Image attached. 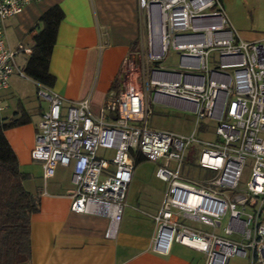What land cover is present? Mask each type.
I'll return each mask as SVG.
<instances>
[{
  "label": "built area",
  "instance_id": "2783aa9c",
  "mask_svg": "<svg viewBox=\"0 0 264 264\" xmlns=\"http://www.w3.org/2000/svg\"><path fill=\"white\" fill-rule=\"evenodd\" d=\"M39 1L0 0V93L14 74L26 78L17 57L32 53L9 47L7 22ZM139 3L145 39L124 61L119 90L97 113L91 97L66 105L60 94L40 86L38 96L49 109L37 125L31 159L44 183L58 167L71 168V210L106 213L109 239L123 219L135 155L164 160L156 171L166 190L152 216L157 232L151 250L167 255L179 243L203 253L206 264H228L234 257L264 264V41L240 35L224 0ZM172 55L178 65L165 66ZM156 106L190 111L194 130L184 135L151 129ZM4 110L0 101V115ZM206 121L215 125L212 140L198 138V127L206 134ZM194 148V167L211 175L200 182L182 173ZM248 161L251 176L241 189ZM226 219L224 234H217Z\"/></svg>",
  "mask_w": 264,
  "mask_h": 264
},
{
  "label": "crops",
  "instance_id": "0c3cea01",
  "mask_svg": "<svg viewBox=\"0 0 264 264\" xmlns=\"http://www.w3.org/2000/svg\"><path fill=\"white\" fill-rule=\"evenodd\" d=\"M53 7H60L65 17L59 26L50 62V73L56 79L52 89L65 99L66 105L91 97L93 111L97 113L113 91L114 83L121 78L124 61L140 44L143 16L139 0L30 3L21 14L7 22L9 47L24 46L32 50V36L40 30L38 24L43 15ZM246 40L262 41V38ZM28 57L20 53L17 62L23 61L24 67ZM22 79L35 86L39 98L34 81L14 74L9 89L0 93L5 107L0 121L9 122L24 116L26 124L7 130L5 138L20 170L28 176L27 189L41 201V210L32 216L30 223V261L24 264H206L203 253L179 243H174L167 255L151 250L157 232L152 216L159 212L166 190V184L157 177L165 184L159 200L152 202L140 197L133 205L127 204L129 208L115 239L107 237L110 218L106 213L71 210L75 192L71 168L58 167L55 176L44 183L39 167L31 159V152L37 125L49 109V103L43 100L40 104L34 96L24 94L19 84ZM209 176L206 172L202 179ZM189 225L198 230L214 231L199 224ZM224 226L223 222L215 232L223 235ZM228 264H250V259L234 257Z\"/></svg>",
  "mask_w": 264,
  "mask_h": 264
},
{
  "label": "trees",
  "instance_id": "16d2710c",
  "mask_svg": "<svg viewBox=\"0 0 264 264\" xmlns=\"http://www.w3.org/2000/svg\"><path fill=\"white\" fill-rule=\"evenodd\" d=\"M65 14L60 7H53L41 18L40 30L32 36V53L22 72L40 86L52 89L56 79L50 73V62L56 44L58 29ZM34 32V31H33ZM121 78L112 89L119 90ZM26 124L24 116L11 121H0V264H24L30 261V223L40 212L41 201L26 187L27 174L20 170L6 138L9 129ZM197 152L192 150L188 165L195 166ZM135 155V165L145 162Z\"/></svg>",
  "mask_w": 264,
  "mask_h": 264
},
{
  "label": "rangeland",
  "instance_id": "374dc122",
  "mask_svg": "<svg viewBox=\"0 0 264 264\" xmlns=\"http://www.w3.org/2000/svg\"><path fill=\"white\" fill-rule=\"evenodd\" d=\"M224 5L234 28L245 40L262 38V41H264V0H224ZM142 16L143 24L141 42L145 39L147 31L145 12H142ZM18 63L20 69L22 70L23 61L19 60ZM170 64L175 66L178 65V58L176 55H172L171 60L165 63V66ZM19 84L23 88L22 91L24 94L31 97L34 96L38 103H43V100L39 101L40 97H37V90L29 80L22 79L21 83ZM30 105L31 104H29V106ZM155 109L156 113L150 122L151 129L167 130L184 135H188L194 130L195 120L193 114L190 111H186L181 108L162 109L158 106H156ZM206 122L209 125V127L203 126V130H205L206 134H202V131L200 130L201 127H198V138L212 140L214 139L213 134L215 125L208 121ZM194 150L196 151L197 149L194 148ZM163 163L164 160L160 161L159 163L145 161L136 168L134 173L135 180L133 179V183L129 189V198L127 204L132 203L133 205V202H135V200L140 197L143 200L146 198L147 201L150 200L152 202H157L159 200L161 193L165 189V184L156 178L155 173L159 165H163ZM251 167V162L248 161L242 178L241 189H246L247 187V182L251 176ZM182 173L186 177L200 182L202 181L203 174L206 172L205 170L194 166L191 167L185 163ZM128 208L129 207L126 205L124 209L125 215ZM226 222L227 219L224 221V224Z\"/></svg>",
  "mask_w": 264,
  "mask_h": 264
}]
</instances>
